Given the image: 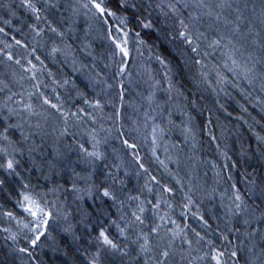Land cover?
Segmentation results:
<instances>
[{"label":"snow or ice","instance_id":"snow-or-ice-1","mask_svg":"<svg viewBox=\"0 0 264 264\" xmlns=\"http://www.w3.org/2000/svg\"><path fill=\"white\" fill-rule=\"evenodd\" d=\"M3 6L10 17L3 23L11 24L17 9L12 4ZM19 8L34 18L35 22L27 23L34 46L29 48L13 37L16 45L29 49L20 58L11 51L12 44L0 48V187L11 181L15 191L13 208L0 207V216L12 225L2 227L5 241L11 244L0 264H44L37 249L50 248L67 256L71 245L82 250L80 264H264V178L247 174L244 190L232 182L220 192L222 215L217 219L222 227L218 224L209 231L203 215L199 216L200 231L173 219L176 188L149 174L139 155L138 138L149 145L151 156L182 190L186 210L182 217L196 203L194 196H211L217 188L205 191L195 167L187 169L184 183L179 174L180 144L168 136L179 128L194 150L192 116L186 106L176 104V97L183 93L168 72L157 79L148 63L133 61L132 47L135 43L136 55L142 56L141 48L147 44L142 33L155 30L195 69L194 79L204 90L217 96L229 87L246 97L257 91L264 94V0H68L66 4L43 0L42 6L36 0H20ZM53 10L60 13V19H49ZM81 19L84 36L77 35L79 43L74 46L73 34L81 30L77 27ZM94 28L110 45L107 57L115 69L111 75L96 71L95 63L86 64L81 58V54L92 56L89 37ZM46 38L51 40L48 57H63L74 72L84 75V88L73 84L74 95L66 87L70 80L57 79L39 55L34 56L38 64L33 63L31 57L46 46L41 43ZM156 59L167 66L165 57ZM130 90L136 95L127 100ZM261 105L264 110V101ZM106 107L112 111L105 112ZM128 109L134 115L126 116ZM176 111L186 117L180 124L173 120ZM113 136L137 165V181L142 174L149 175L142 185L128 188L130 173L121 157H116L117 163L109 162L107 146ZM257 140L264 142V136L258 134ZM160 149L164 160L159 158ZM186 159L196 163L194 155ZM171 163L176 165L175 173L169 168ZM66 168L71 171L74 199L88 198L101 205L95 209L100 215L94 223L90 214L77 222L88 220L87 247L80 244L76 224L69 220L72 212L66 198H61L68 191L66 186L34 184L25 175L39 170L48 182ZM216 176L218 182L222 180L220 172ZM59 220L64 221L61 231L70 238L66 244L51 231L52 222Z\"/></svg>","mask_w":264,"mask_h":264},{"label":"trees","instance_id":"trees-1","mask_svg":"<svg viewBox=\"0 0 264 264\" xmlns=\"http://www.w3.org/2000/svg\"><path fill=\"white\" fill-rule=\"evenodd\" d=\"M36 2L40 6L43 5V0H36ZM19 3L20 0H0V27L5 29L4 32H0V48H3L5 44H12L13 48L11 51H13L18 58L27 56L29 49L23 48L22 45H16L13 37H15L16 40L22 41L23 44H28L29 48L34 46V34H32L31 30L27 27V23L35 22L34 18L30 17V13L19 8ZM7 4H12L17 9V16L11 18V24L6 25L3 23V20L9 19L10 17L7 7L3 5ZM57 14L58 11L53 10L51 14H49V19L58 20L59 15L57 16ZM40 26L45 27L44 24ZM17 29H20V31H17ZM74 34L76 36L78 35V33ZM49 35L51 36L52 34ZM142 37L147 41V44L141 48V53L144 58H148L149 61L157 60V56L166 58L167 66L162 65L159 60H157L159 64L153 63L155 72H157L159 79H162L164 73L168 72L177 89L183 93L182 96H177L176 99L180 106H186L188 113L192 116L193 126L199 136L201 154L213 160V163L218 167V170L222 173L224 178L228 180V177L231 176L232 180L229 182H238V186L241 190L245 188V175L250 174V176L264 178V163L260 160L259 154V151L264 150V142H259L256 138L258 134L264 136V110L261 108L258 109L256 106H249L238 89L233 90L229 88L226 90V93L221 92L219 96L211 91L204 90L203 86L198 85L194 79L195 69L185 64L183 57L180 56L172 44L164 39L161 33L155 30H145V32L142 33ZM41 43L46 44V46L39 47L37 52L33 54V57H31L33 63L38 64L34 56L39 55L41 59L45 61L47 68L51 69L57 79L62 80L63 78H68L70 83L66 87L70 94H75L73 91V84L83 89L85 83L84 76L79 73L74 74L66 63L62 62L60 57H57L56 60H52L47 56L48 48L51 47L50 39L46 38L42 40ZM148 46H151L150 50ZM132 47L134 51L135 43H133ZM0 59H3V57L0 56ZM23 62L25 61L22 60V63ZM99 66L101 68L104 67L103 73H105V75H111L115 70H111V64H109L107 68H105V64H100ZM0 71H3L2 66H0ZM47 82L51 83V77H47ZM164 86H167L166 81L164 82ZM60 91L64 93V89H60ZM87 91L89 96L94 94L91 88H88ZM221 105H223V107H221ZM244 108H246L247 111H245ZM105 112L111 111L105 108ZM239 116L242 117V127L238 133L237 128H239V126L235 122H238ZM255 121L257 123H254ZM105 126H107V124H105ZM213 137H215V139H213ZM242 138L250 144V147L247 148L244 146ZM217 145H219V147H217ZM112 149L116 151L113 152ZM48 151L49 149L45 146V154H47ZM107 151L109 153V162H119L116 160V157L119 156L126 163L130 173L128 188H133L137 183L142 185L144 181L149 178L148 174H142L139 181H137V165L127 154L128 150L126 146L121 143L120 139H116L114 136L111 137L109 139ZM138 151L146 167H148L150 175H155L161 183H169L170 186L176 188L175 199L173 201L176 207L174 209L173 219H176L181 224H190L191 227L200 231L203 228V224L199 220V216L203 215L211 226V229H208L209 231L216 229L218 224L222 227L221 220L217 221L216 219L219 216L214 212V215L208 212L206 205L201 202L197 196L193 197L196 203L191 206L190 210H187V215L182 217L181 212L186 211L182 208V204L185 201L183 200L182 190L179 185L176 184L174 177L170 176L158 161L153 158L149 152L143 149L141 145ZM37 159H41V157L37 155ZM75 159L76 157L73 154L72 160L75 161ZM27 166L26 164L25 167ZM81 167L82 165L78 166L76 171H80ZM169 168H171L174 173L177 171L174 165L169 164ZM139 171L143 173V170ZM121 174L123 175V172ZM25 175L30 176L34 184L39 183L51 187L54 182L66 186L68 191L64 193L61 198H66L68 208L72 212V216L69 220L76 224L77 232L81 237L80 244L87 247L90 229L86 228L85 224L88 223V220H85L84 223L77 222L84 216H89L90 214L89 220L94 223L96 217L100 215V213L95 211L96 208L101 207L100 202L96 201L94 203L88 198H85L83 201H76L74 199L71 193V171L67 168L60 175L53 176L52 180L48 182L44 181L39 170H33L30 173H25ZM180 176L184 177V183L186 184L185 176L181 173ZM154 187L156 190H159L158 185ZM14 201L15 191L10 181L8 186L0 187V207L12 209ZM196 205H199V207L197 208ZM112 211L114 212L115 209H112ZM193 213H197V215H192ZM10 226L12 225L6 221V218L0 216V259L3 258V254L8 252V245L11 244V241H5V236L7 234L2 231V227ZM63 226V220L53 221L51 224V231L56 236L57 240L66 244L70 238L66 237L61 231ZM78 247L79 245H71L67 249V256L64 255L63 252H53L50 248H44L42 252L40 249H37V252H40L39 258L44 261V264H73L74 260L77 264H80L83 260V256L82 250L79 252L77 251Z\"/></svg>","mask_w":264,"mask_h":264},{"label":"rangeland","instance_id":"rangeland-1","mask_svg":"<svg viewBox=\"0 0 264 264\" xmlns=\"http://www.w3.org/2000/svg\"><path fill=\"white\" fill-rule=\"evenodd\" d=\"M67 2H68V0H61V3H63V4H66ZM55 11H57V10H55ZM63 14L68 15L67 12H64ZM57 16L60 19V13L59 12H58ZM115 23H116V21L113 20L112 24L114 25ZM77 27H78V29H81L78 32V36L80 38H83V36H84V32L82 31V29L84 28L83 19L80 20V23L78 24ZM75 36L76 35L74 34L73 39H75ZM89 39L92 42V48L90 50V51H92V56H87L86 54H81V58L84 60V63H86V64L91 65L92 63H95L96 71L103 73L104 67L102 66L103 68H101L99 65L100 64L101 65L110 64V61L107 57V53L110 50V45H109L107 40L100 38L96 35L95 28L93 30L92 36L89 37ZM75 43H74V45H77L79 43V41L77 40V41H75ZM60 59L62 60V62H64L63 57H60ZM133 61L139 62L141 64L148 63L150 68L153 70L154 74L156 75V78L159 79L157 72H155V69L153 66V63H158L157 60L149 61V59L144 58L143 55L137 56L135 53V49H134ZM66 65L71 69V71L74 74L79 73V72H74L72 70L70 62L66 63ZM111 70H114V67H112ZM79 74L83 75L82 73H79ZM134 75H135V71H134ZM229 88H231V87H229ZM233 90H235V89H233ZM232 92H234V91H232ZM135 95H136L135 91L130 90L129 95L126 96V99L132 100L135 97ZM241 95L244 98V100H246V103L249 106L250 105L256 106L258 109H260V108L262 109L261 101H264V94H261L257 91V92H254L251 97H246L243 94H241ZM177 101L178 100L176 99L175 102H176V104L179 105V102H177ZM106 108H108L110 111H112L111 107H106ZM125 115L126 116H132L134 114L132 113L131 109H128L126 111ZM183 119H186V117L182 116L179 111L174 112L173 120L176 122V124H180V121ZM241 121H242V117L239 116L238 122H235L239 126V128H237L238 133L240 131V128L242 127ZM125 123H128V121L126 120ZM254 123H257V122L255 121ZM191 124H192L193 130H194L195 136H196V147L194 150L192 147V141L189 140V141L185 142L183 136L181 135L179 128L174 129L168 136V139H170L173 143L179 142L180 148L182 150L181 151V167L179 170V174L181 173L182 175L185 176V172L187 171L188 168L195 167L197 169L198 183L202 186V188L205 191H207L208 193H211V190L214 186L217 188L216 193L212 194L211 196H209V195H203V196L197 195V198L200 199V201L206 205L208 212H210L211 214H213V212H214L219 217H221L222 208L220 205V192H223L224 189L227 188L229 186V184H231V182H229V180H227L226 178L223 177L222 173L218 170V167L213 163L212 159L201 154V149L199 147L200 141L198 139L199 136L196 132L195 127L193 126V122H191ZM260 136H262V135H260ZM256 138H257V135H256ZM138 142L143 149H145L147 152H149L151 154V152L149 151V145L148 144H145L143 141H139V138H138ZM242 142L244 143V146H246L247 148L250 147V144L247 143V141H245L243 138H242ZM255 142H256V140H255ZM262 153H264V150L259 151L260 160L264 163V157H262ZM158 155H159V158L161 160L165 159V153L163 152L162 149H160L158 151ZM192 155H194V158L196 160L195 164H193L192 162H190L186 159L187 156H192ZM242 158H243V156H242ZM171 165H174V167L176 168L175 163H171ZM256 165H257V163H256ZM216 172H220V176L222 177V180H220L219 182H218V178L216 176ZM185 179L187 182V176H185ZM217 221H219V220L217 219Z\"/></svg>","mask_w":264,"mask_h":264}]
</instances>
